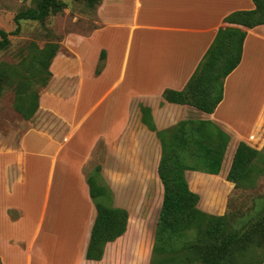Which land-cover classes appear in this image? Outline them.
<instances>
[{
    "label": "crops",
    "instance_id": "crops-1",
    "mask_svg": "<svg viewBox=\"0 0 264 264\" xmlns=\"http://www.w3.org/2000/svg\"><path fill=\"white\" fill-rule=\"evenodd\" d=\"M253 8V0H101L95 10L99 26L89 31L65 33L62 40L58 41L59 48L49 64L50 76L39 87V106L31 117L45 114V118L38 126L25 130L17 147L10 144V141L0 139V163H4L7 170V175L3 176L10 181L27 183V166L31 155L38 161L47 158L51 161L42 214L31 238L15 233L26 223L25 209L8 204L1 207L2 264H33L35 260L46 262L47 256L52 257L51 251H57L59 247L64 249L61 253H72L69 258L73 264H150L153 244L146 246L145 242L154 241L160 212L155 228L145 230L147 218L142 207L146 191L143 189V196H137L138 203L134 212L128 204H113L129 212L126 232L106 244L101 260L86 258L97 210L80 166L94 141L86 156L81 158H76L75 151L67 147L102 106H106V120L111 122L109 132L102 130L106 138L114 137L119 130L123 137L130 135L136 116L147 132L156 134L142 122L140 105L143 104L151 108L158 129H166L188 119L212 120L231 135L225 153V156L230 154V160L240 141L262 150L264 96L262 102L254 107L247 102L243 104L244 101L236 100L232 95L230 83L240 77L264 81V24L248 28L225 21V17L234 11ZM227 26L241 27L247 31V36L242 60L225 79L224 97L215 111L207 113L190 104L166 100L164 90L185 88L219 29ZM103 51L105 57L101 58ZM99 64H102V68L97 72ZM110 97L112 99L106 103ZM132 109H137V113H133ZM236 109H240V112ZM247 109H255L252 118L244 116L243 112ZM47 117L49 120H46ZM32 135L45 139L51 150H45L49 147L31 150L28 141ZM257 138H261V142ZM255 140L260 144L259 147L253 143ZM158 146L160 151L157 157L144 152L141 160L147 163L155 160L157 178L161 182L158 173L161 158L159 138ZM5 158L9 160L5 161ZM59 160L62 165H67L68 170H61L56 177ZM188 171L190 173H186V176L190 188L200 195L198 207L211 214L224 215L225 209L218 210L222 207L225 192L212 185L217 182L225 184L226 177L220 173ZM31 175L35 182L37 172ZM53 187L56 197L52 207L53 221L50 223L67 228L69 233L71 231L70 240L65 245L61 244L62 238L57 233L49 234L44 241H40L41 226L49 209ZM110 189L119 198V191L114 187ZM140 190L139 187L126 189L130 195H134L131 194L134 192L138 194ZM162 193L161 207L164 187ZM120 199L123 201L124 197ZM14 209L18 211L17 215H11L10 210ZM133 231L137 235L131 234ZM130 252L131 258L127 257Z\"/></svg>",
    "mask_w": 264,
    "mask_h": 264
},
{
    "label": "trees",
    "instance_id": "trees-1",
    "mask_svg": "<svg viewBox=\"0 0 264 264\" xmlns=\"http://www.w3.org/2000/svg\"><path fill=\"white\" fill-rule=\"evenodd\" d=\"M84 1L93 6L101 0ZM253 1L255 8L234 11L225 17V21L248 28L264 24V0ZM65 6L64 0H39L34 7L18 12L14 17L17 23L14 31L0 28V51L10 44V34L20 31L21 19L44 21L54 7L61 10ZM246 36L247 31L241 27H221L185 88H167L163 92L164 98L170 102L190 104L207 113L214 112L223 100L225 79L242 60ZM47 45L40 63H46L49 68L59 44ZM104 57L105 51L101 55V58ZM38 93L39 90L35 88L17 92L14 106L26 119L37 111ZM140 107L142 122L156 132L161 142L158 173L164 187L150 264H262L264 207L258 215L249 218L248 226L234 228L227 214L215 215L198 207L200 195L191 190L186 176L187 170L220 173L231 135L207 119L193 121L195 128L192 130L189 119L166 129H158L151 108L143 104ZM262 156L261 150L240 141L227 180L234 182L237 187L249 185L255 188L258 171H264V166L257 165V160ZM100 170L98 166L87 177L90 195L97 210L86 251V258L90 260H101L106 244L122 236L129 221L127 209L108 202L112 191L98 180ZM188 233L190 240L178 242V237Z\"/></svg>",
    "mask_w": 264,
    "mask_h": 264
},
{
    "label": "rangeland",
    "instance_id": "rangeland-1",
    "mask_svg": "<svg viewBox=\"0 0 264 264\" xmlns=\"http://www.w3.org/2000/svg\"><path fill=\"white\" fill-rule=\"evenodd\" d=\"M38 1L0 0V28L8 32L14 31L17 27L14 19L15 15L29 7H34ZM64 1L66 6L61 10L54 7L44 21L21 19L20 31L17 34H10V44L0 51V139L10 141L13 146L17 147L19 145L20 138L25 130L32 126H38L43 121V117L45 118V114H43L36 118L26 119L14 106L18 91L34 88L39 90L41 84L49 78L50 75L46 63H40L43 50H46L44 48L50 43L58 44V41H61L67 32L89 31L100 24L95 15L97 4L91 6L84 0ZM46 55L47 52L44 53V56ZM101 67L102 64H99L97 70ZM230 91L236 97V100L240 99L244 101L243 104L247 102L251 104V107H254L262 102L264 81H251L248 78L240 77L239 80H232ZM111 99L112 97L107 99L106 103ZM105 109L106 106H102L96 111L94 116L86 123L87 125L70 142L67 148L75 151L74 155L76 158H81L84 155L86 156L90 144L94 141L80 166L83 177L87 179L99 166L101 170L100 179L98 180L111 188L114 187L120 193L117 195L119 198H116L115 194L112 193V197L108 202L112 205L117 202L128 204L132 212L137 207L138 197L143 196L141 193L142 189L143 191L145 190L146 199L142 211L147 218V222L144 228L145 230L154 229L161 208L163 186L157 178L155 160L150 161V163L143 162L141 154L150 152L153 157H157L160 151L158 138L154 132H147L145 126L139 124L137 116L133 120L134 124L130 135L126 134V137H123L121 130H119L114 137L106 138L103 136L105 135L103 131H110L111 122L109 119L106 120ZM58 110L63 111L64 109ZM136 110L132 109V112L137 113ZM236 110L240 112V109ZM254 112L255 109H247L243 113L246 118H252ZM46 120H49V117ZM189 120H191L189 127L192 130L195 128L193 121L199 119ZM257 139H260V142L262 140L261 138ZM253 143L258 145L256 140ZM28 145L31 150H42V148L49 147L45 139L33 135L28 141ZM45 150L49 152L51 147ZM261 151L263 156L257 160L259 167L264 166V147ZM36 153L39 152H32V154ZM6 160H9V158H5ZM28 160L29 177L26 184L6 179V176H3L4 174L7 175L5 164L0 163V210L3 205L7 204L18 209L24 208L27 215L26 223L19 232L15 231V233L22 237L31 238L37 229L39 218L42 214L51 161L48 158L45 161H38L33 155ZM231 163L232 159L230 160V154L227 153L224 156L220 171V174H223L226 179ZM66 169L68 170L67 165H62L59 160L56 177H58L61 170L65 171ZM34 172H37L35 182L31 175ZM186 173L189 174L190 171L187 170ZM56 177L55 181H57ZM212 186L214 188L219 187L225 192V199L221 209L218 211L225 209V214L230 217V224L234 228L248 226L249 218L253 215H258L264 207V171H258L255 188L249 185L237 187L235 184L229 183L228 180L223 185L217 182ZM130 187L133 189L139 187L141 190L138 194L134 192L131 193L134 195H130L126 191ZM54 193L55 188L53 187L49 209L43 220V226H41L40 241H44L49 234L57 233L58 237L61 236L62 238L61 244L65 245L70 240L71 231L69 233L67 228H63L60 225L53 226L50 223L53 221L51 220V215L53 200L56 197ZM121 197H124L123 201L120 199ZM10 211L11 215L18 214L16 209ZM1 218L2 216H0ZM131 234L137 235L136 231ZM178 238V242H186L191 237L188 233ZM154 243L155 239L154 241L147 240L145 245H154ZM57 246L59 245L57 244ZM180 247L181 244L179 245ZM59 248L57 251H51L52 257L47 256L46 262L35 260L33 264H73V261L69 258L72 253L70 255L61 253L64 249L63 247ZM127 257L131 258L132 253L130 252Z\"/></svg>",
    "mask_w": 264,
    "mask_h": 264
}]
</instances>
